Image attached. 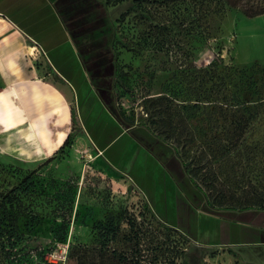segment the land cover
<instances>
[{
	"label": "rangeland",
	"instance_id": "rangeland-1",
	"mask_svg": "<svg viewBox=\"0 0 264 264\" xmlns=\"http://www.w3.org/2000/svg\"><path fill=\"white\" fill-rule=\"evenodd\" d=\"M130 4L131 0H77L74 13L83 22L73 30V37L94 87L106 102L111 101L112 110L120 107L140 125L148 119L149 96L166 91L178 100L193 99L191 82L182 80L180 74L212 60L217 63V76L207 86L213 83L233 109L237 104L245 107L249 125L243 145L231 154L232 160L221 163L233 169L230 174H219L213 191L205 188L208 197L186 175L178 182L200 209L211 210L210 202L236 208L214 212L250 221L242 222L250 228L244 240L259 242L209 248L169 232L151 215L140 194L90 151L63 150L32 165L0 152V264H74L67 256L69 244H96L98 224L110 217L119 224L120 235L127 231V218L136 219L154 233L155 241L167 239L174 246L172 253L184 248L189 264H264V210L259 208L264 205V25L252 19L264 14L246 17L239 8L228 6L221 14H211L210 38L192 42V57L180 63L171 55L175 48L165 53L149 45L140 54L128 49L138 38L137 32L148 25L137 21L134 11L119 18ZM189 125L193 136L180 148L183 159L194 155L206 162L211 131L205 115L197 112ZM242 206L258 208L238 210Z\"/></svg>",
	"mask_w": 264,
	"mask_h": 264
},
{
	"label": "crops",
	"instance_id": "crops-1",
	"mask_svg": "<svg viewBox=\"0 0 264 264\" xmlns=\"http://www.w3.org/2000/svg\"><path fill=\"white\" fill-rule=\"evenodd\" d=\"M252 19L264 25V17ZM72 128L68 152L90 151L191 241L258 244L244 240L250 228L243 221L207 213L184 192L164 166L173 153L167 143L142 125L122 124L94 87L58 0H0V152L39 163L58 152Z\"/></svg>",
	"mask_w": 264,
	"mask_h": 264
},
{
	"label": "trees",
	"instance_id": "trees-1",
	"mask_svg": "<svg viewBox=\"0 0 264 264\" xmlns=\"http://www.w3.org/2000/svg\"><path fill=\"white\" fill-rule=\"evenodd\" d=\"M117 1L122 0H106L108 3ZM260 1L258 5L245 6L243 0H131V4L119 18L123 19L129 12L134 11L137 21L148 23L146 29L137 32L138 38L132 43L133 45L128 46L129 50L140 54L147 46L153 45L156 51L167 53L168 49L175 48L171 55H174L175 60L183 63L192 57V42H205L210 38L208 19L211 14L218 12L221 14L228 6L239 8L246 17H255L264 14V0ZM76 3L77 0H58L60 12L72 35L77 25L83 22V18L75 16ZM156 19L158 23L149 22ZM123 46H127V43H123ZM216 68L217 63L212 60L205 67L194 66L192 70L181 73L182 80L188 79L191 82L189 93L193 99L178 100L166 91L149 96L148 119L139 123L172 148V155L164 162L165 168L176 180L186 175L192 185L204 194L205 188L214 190V180L218 179L220 173L230 174L233 166L225 167L221 163L225 160L229 162L232 160L231 154L239 152L249 125V116L243 112L245 107L237 104L233 109L234 105L228 103L225 95H221V91L215 89L213 83L207 86L211 77L217 76ZM108 104L111 105V101ZM113 112L124 126L135 124L134 119L129 118L120 107ZM197 112L205 115L207 129L211 131L209 135L211 142L207 145L209 159L206 162L199 161V156L194 155L190 160L185 161L180 151V148L183 149L185 146V139H192L189 120ZM75 114L76 111L73 109L72 118ZM73 136L72 128L58 152L68 150ZM213 160H219L220 163H215ZM195 178L202 183L199 184ZM205 196L208 197L207 194ZM208 204L211 210L204 211L210 214L216 215L215 210H236L233 206L216 205L212 202ZM144 205L148 207L151 215L161 222L164 229L190 240L182 231L160 220L146 201ZM256 208L258 207L242 206L238 210L248 212ZM259 208L264 210V205H260ZM233 220L250 223L239 218ZM126 223L127 231L120 235V226L112 217L104 223L100 222L97 243L69 244L68 259L74 264H189L184 258V248L178 250L179 253H172L171 248L173 249L174 246H170L169 242H166L167 239L155 241L154 233L143 228L136 219L127 218ZM178 258L179 262H177Z\"/></svg>",
	"mask_w": 264,
	"mask_h": 264
}]
</instances>
